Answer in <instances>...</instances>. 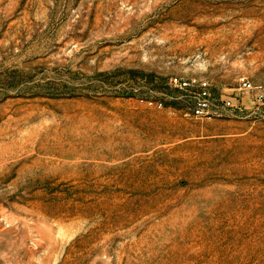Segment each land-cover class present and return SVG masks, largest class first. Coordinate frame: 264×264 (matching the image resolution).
<instances>
[{"label":"rangeland","instance_id":"rangeland-1","mask_svg":"<svg viewBox=\"0 0 264 264\" xmlns=\"http://www.w3.org/2000/svg\"><path fill=\"white\" fill-rule=\"evenodd\" d=\"M0 264H264V0H0Z\"/></svg>","mask_w":264,"mask_h":264},{"label":"built area","instance_id":"built-area-1","mask_svg":"<svg viewBox=\"0 0 264 264\" xmlns=\"http://www.w3.org/2000/svg\"><path fill=\"white\" fill-rule=\"evenodd\" d=\"M172 84L175 88L180 90H187L192 87H198L202 90L201 94V100L199 101L197 107L194 110V116L195 117H203V116H209L211 112H213L212 107H215V105L211 104L209 101V85L207 83L198 82L197 80H193L192 82H185L182 80H179L175 78L172 81ZM239 86L242 91L244 92H252L254 90V87L252 83L247 78H240L239 80ZM223 105L225 108H232V102L231 101H223Z\"/></svg>","mask_w":264,"mask_h":264}]
</instances>
